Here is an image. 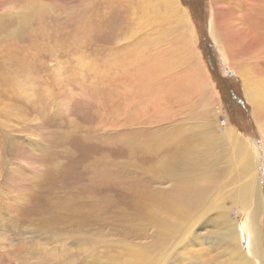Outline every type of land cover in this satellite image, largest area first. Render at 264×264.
I'll return each instance as SVG.
<instances>
[{"label": "rangeland", "instance_id": "1", "mask_svg": "<svg viewBox=\"0 0 264 264\" xmlns=\"http://www.w3.org/2000/svg\"><path fill=\"white\" fill-rule=\"evenodd\" d=\"M178 1L208 93L191 68H169L171 43L149 45V25L167 34L159 17L176 11L162 0H0V264H226L210 237L223 211L231 223L248 213L220 188L234 171L230 126L258 153L264 264V145L234 71L264 79V0ZM215 16L235 65L209 33ZM175 23L167 41L184 34ZM196 188L198 205L177 208Z\"/></svg>", "mask_w": 264, "mask_h": 264}, {"label": "bare ground", "instance_id": "2", "mask_svg": "<svg viewBox=\"0 0 264 264\" xmlns=\"http://www.w3.org/2000/svg\"><path fill=\"white\" fill-rule=\"evenodd\" d=\"M224 1L225 0H222V4H226V3H224ZM231 2L232 3H236V2L243 3V0H232ZM176 3H177V6L173 7ZM154 5H155V3L152 2L151 6L153 7ZM159 5H161V8L162 7H168L169 9H172V10L175 9L176 11L172 12L171 10H168V13L166 12L167 16H165L163 14V16L159 17L158 29L160 27L161 28L160 30H168L167 34L165 31L161 32L160 37H159L158 34L156 33V30L153 29L151 25H149L150 26V32H151L149 34L152 35L151 36L152 42L150 41V38L148 39V42L150 43L149 44L150 47H153L155 45L156 41H158L164 45L167 43H171L172 44L171 50L167 52L169 60H170L169 68H172L174 70L178 66L180 67V65H182V66L184 65L183 67H185L188 70L191 68V71L189 73L190 75L187 77L186 80L189 83L190 82L193 83L195 85L194 87H196V89L198 91H200L202 93L203 92L208 93V88H209L210 84L205 79V76H208L209 74L204 76L202 73L203 70L201 71L202 66H200L199 63L197 62L198 61L197 54H196L195 48H194L193 43H192L193 37H195V36L193 34L191 23L187 18L186 11H183V9L181 7H179V1L178 0H162V2L158 3V6ZM217 8L219 11L221 10V8H219V7H217ZM185 9H187V8H185ZM187 12H188V10H187ZM150 13H151V10H150ZM223 13H226V12H223ZM217 16H218V14H217ZM217 16H215L213 19H211V21L209 23V33H210L211 37L214 39V41L218 42V49H219L220 55L223 56L225 58V60L230 65H233V64L235 65L236 64V62L234 60L235 56L233 57V55L229 52L228 47H227L228 44H226L227 38L226 39L224 38L225 32L223 29H225V28H223V26L225 24L222 20L219 21L217 19ZM145 17L146 18L148 17V13H146ZM235 19H237V18H235ZM175 21L177 22V27H179V28L181 27L184 29V31H183L184 34L179 35L177 37V39L172 38V42H170V41L166 40V37L169 33L171 35H173V33H174L173 30H175L174 28L176 26ZM224 21H226L225 18H224ZM222 22L224 25L222 24ZM229 27H231V26H229ZM256 29H258V28H256ZM244 33H245V31H244ZM240 34L243 35L242 32ZM231 35H233V34H231ZM236 37H238V35ZM220 39H221V42L223 43L224 46L221 44ZM233 39H235V38L233 37ZM181 42H183V44H181ZM196 43H197V41H196ZM236 44H237V42H236ZM233 49L237 51V49H235V48H233ZM241 55L242 54H239V56H241ZM84 58H87V57H84ZM241 60H243V59H241ZM249 60H251V59H249ZM238 61H239V59H238ZM201 62L202 61H200V63ZM240 64H243V63H240ZM240 64L237 67H239ZM166 65H168V64H166ZM234 71L236 72V74H238L239 76H241L243 78V81H244L243 86H245V95H246L245 97H247L248 103L252 107V110H253L252 113H253L254 119L256 120V123L258 124L259 130H260V135H261L263 145H264V118H263L264 117V79L263 80H257V78L254 75L253 69L251 67L249 69L245 68V66L243 69L234 67ZM211 88H213V87H211ZM206 97H207V95H206ZM210 105H211V103H210ZM210 105H209V107H210ZM206 115H207V113H206ZM204 121L206 122L205 118H204ZM208 124H209V122H208ZM210 132L212 133V131H210ZM225 134L227 135L228 145H229V149H230V160H228L227 154L224 155V157H225L224 159H226L228 164H231L233 162L232 165L230 166V170L232 169L234 171H233V174L230 175V180L226 181L224 184H222L220 186V188L222 190H226V189L231 188L232 189L231 197L230 196L229 197L232 199V201H234L236 206L245 207L246 210H248V213H247V215L245 214L246 216H244L242 223L241 222L239 223V221L231 223V222H229L228 212L223 211V217L219 221V222H221L220 226L218 228V225H217V230L211 235L210 243H212V244L214 243V246L217 245L216 246L217 248L220 247L222 249H226L225 250V253L227 254L226 255V257H227L226 261H228V262L230 261L233 264H258V261L260 263L263 259L261 248H260V244H261L260 239L262 238V235H261L262 230H261V226H260V217H261L263 208L261 207V192L259 193L257 190L258 185H260L257 183V182H260L257 180V176H258L257 167L258 166H256L257 165L256 155L258 153L257 154L255 153V150H254L255 148L253 149V151H251V148H249L246 144L243 143L242 138L239 135V133L236 132V130L233 129L231 126L226 129ZM203 137L208 142H210L209 135H204ZM212 137L215 139V136L213 134H212ZM195 155H196V153L192 152V153H189V155L187 157L177 158V163L179 162L177 164V179H179V177L182 176L183 173H185V170L187 168L186 165L188 163L193 162V157ZM263 164H264V162H263ZM216 168L217 167L213 166L211 170L206 171V174L211 178L213 177L214 180H215V178L218 179V177L221 176L218 174L219 171H217ZM139 172H141V171H139ZM183 185H185V184H183ZM222 187H224V188H222ZM180 188H182V187H180ZM185 188L186 187H184L182 189H185ZM189 191L183 190L180 193L181 196H179V194L177 195L178 196L177 208L179 207L178 206L179 204H182V205H184V204H197L198 205V203L200 202L199 199L201 197L198 194L199 192H198L197 188H196V191L194 193H189ZM196 192H198V193H196ZM206 192H209V191L206 190ZM222 195H224V194H222ZM226 196L227 195H225L224 197L226 198ZM221 201H223V200H221ZM221 201H218V202H221ZM219 208H220V206H219ZM186 209H188V212L190 214L193 213V211L190 210V209H192L190 206H188V208H186ZM177 212H179V211H177ZM197 213L199 214V212H197ZM59 216H61V215H59ZM196 216H198V215H196ZM83 217H84V215H83ZM79 219L81 221V218H79ZM47 220H48V218H47ZM69 220H70V218L68 219V221ZM241 224L243 225V227L241 226ZM243 230H245L244 233L250 235V238H248V239H250V240H248L249 247H247V248H249L248 250L250 251L251 254H253V255L256 254L254 259L248 253H246L244 250H243L244 252L242 251V248H241L242 243L240 241V238L244 235ZM138 259H140V258H138ZM147 264H149V263H147Z\"/></svg>", "mask_w": 264, "mask_h": 264}]
</instances>
